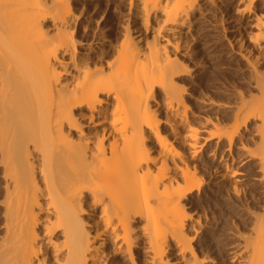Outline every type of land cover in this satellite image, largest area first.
<instances>
[{
	"label": "bare ground",
	"instance_id": "1",
	"mask_svg": "<svg viewBox=\"0 0 264 264\" xmlns=\"http://www.w3.org/2000/svg\"><path fill=\"white\" fill-rule=\"evenodd\" d=\"M91 2L0 0V264H264V0Z\"/></svg>",
	"mask_w": 264,
	"mask_h": 264
},
{
	"label": "rangeland",
	"instance_id": "2",
	"mask_svg": "<svg viewBox=\"0 0 264 264\" xmlns=\"http://www.w3.org/2000/svg\"><path fill=\"white\" fill-rule=\"evenodd\" d=\"M120 0H93V2L89 3L88 6L90 9H100L101 11H106L107 13V23L113 22L115 18L118 15L119 9H120ZM95 5V7H94ZM94 7V8H93ZM222 15H225L226 17H230L232 15V9L229 5H224L221 9ZM224 16V17H225ZM208 27L207 31H205L204 35H201L200 38V44L198 49L203 55V59L207 61L208 63V72L202 79V84L205 87L206 91L210 93V97L212 99L220 100V101H227L228 95L231 92L230 90L233 88L234 85L240 84V70L242 67V64L238 59L233 57H227V56H221L222 53H224L227 48L225 45H222L218 43L215 51H217L216 56H211L209 52V48L205 47L206 43H210L211 40L216 39V35H214V32L211 30V28ZM204 46H203V45ZM203 46V48H202ZM205 47V48H204ZM208 51L206 52L205 51ZM208 49V50H207ZM208 54L210 56H208ZM205 55V56H204ZM208 75V76H207ZM206 79V80H205ZM205 84V85H204ZM204 89V90H205ZM230 89V90H229ZM229 92V93H228ZM227 97V98H226ZM2 179H1V169H0V203L2 200ZM229 209L222 208H216L214 207L212 199H207L204 203L201 212H202V222H206V226L203 231V239L200 244H198V251L202 254H209L210 250L214 249V253L212 254L214 257L219 259L218 261H221L225 256L223 255V252L221 251V246H219V243H216L215 238L216 236L212 234V231L210 229V222L214 223L215 221L219 220V214H224L229 217H233L232 219H235L236 222H240V219L237 215H235L233 212H228ZM2 225H3V218H2V207L0 204V234H2ZM226 259V258H225ZM221 264H229L228 261H224Z\"/></svg>",
	"mask_w": 264,
	"mask_h": 264
}]
</instances>
